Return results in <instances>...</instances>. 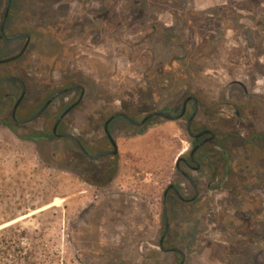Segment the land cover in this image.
<instances>
[{"label": "rangeland", "instance_id": "1", "mask_svg": "<svg viewBox=\"0 0 264 264\" xmlns=\"http://www.w3.org/2000/svg\"><path fill=\"white\" fill-rule=\"evenodd\" d=\"M5 3L0 0V15ZM8 28L32 36L24 56L0 63V79L19 77L27 88L19 121L71 84L83 85L85 96L65 122L69 133L86 125L88 115L99 114L104 102L110 113L143 117L152 110L175 116L188 95L199 100L196 129L219 135L212 145L219 176L212 185L227 172L222 189L207 193L222 201L216 209L221 214L210 217L207 207L204 217L182 213L173 224L184 236L197 223L204 234L195 238H212L186 251L191 264H240L233 240H216L215 233L237 218L225 202L232 188L239 187L246 199L239 203L240 213L264 207V185L255 177L242 184L247 173L241 175L243 164L254 163L250 171L264 177V0H13ZM24 41L0 40V60L16 55ZM22 91L16 79L0 83V117L12 120ZM79 93L55 100L43 118L18 127L20 133L51 132ZM186 121L158 118L135 137H128V130L119 140L120 170L105 187L71 170L70 140L34 143L0 124V230H24L34 264L171 263L177 256L158 247L160 198L176 160L190 147ZM249 193L262 197L247 201ZM249 227L263 233V224Z\"/></svg>", "mask_w": 264, "mask_h": 264}, {"label": "flooded vegetation", "instance_id": "2", "mask_svg": "<svg viewBox=\"0 0 264 264\" xmlns=\"http://www.w3.org/2000/svg\"><path fill=\"white\" fill-rule=\"evenodd\" d=\"M4 1L6 3L3 12L0 15V28L6 14L9 0ZM12 3L13 0H11L8 16L4 23V34H2L0 31V40H19L20 38H24L25 43L28 38L22 34H27L30 37L26 49L27 51L31 44L32 36L26 32H19L13 34L8 28V22L11 16ZM26 51L24 52V54L26 53ZM24 54L22 56H24ZM16 80L21 83L23 88L21 78ZM72 86H74L73 89L59 95L55 99L57 100L58 98H61L62 96H65L66 94L75 92L77 90L80 91L78 99L72 102L71 104L67 105V107L60 112L59 116L65 110L73 106L69 113L60 121L57 128V133L72 134L77 138V140L69 139L67 137H58L54 134L53 128L59 116L52 127L51 134L52 137L55 139L70 140L73 146V161L71 165V170L73 172L82 177H85L83 176V174H81L82 170L98 172L100 174L99 177L90 178V184L98 187L105 186L106 181L109 178V172L112 169H116L117 172L120 170L121 155L119 140L121 138H127L128 130V137H135L137 135H141L142 132L145 129L147 130L148 128H150L153 125V122L158 118L162 120H170L166 117V115L169 114H167L165 111L158 110L148 111L147 114L143 117L142 114H132L130 111H117L110 113L109 105L107 104V102H104V104L102 105V109H98V111L100 112L99 114L93 113L91 115H88L85 119L86 125H77L75 131L69 133L68 130L65 128V122L71 112L81 107L85 96V88L81 84H71L64 88ZM64 88H61L59 90H62ZM59 90H57L56 92H58ZM82 93V99L80 102H78ZM49 108L50 106L42 114H45L49 110ZM96 110L97 109H95L94 112ZM198 111L199 100L194 95H188L183 101L180 113L178 115L173 116L176 119L171 120L180 121L183 118L187 119L185 129L190 139V147L188 148V152L186 154H183V156H180L176 160L174 172L171 173V176L168 180V184L163 189L162 196L160 198L162 226L160 230V238L158 240V247L164 253H173L177 256V258L171 257L172 260L169 264H191L192 259L190 253H187L186 251L194 250L196 246H198V244L206 246L210 243L207 241L212 239L205 237L202 240H198L197 238H195L201 234H204V229L198 228L197 223H193V226L189 228L190 231L188 233H186L184 236H180V233L177 231L176 227L173 224V218L176 215L183 213L188 217L192 215L196 218H202L205 216V211L203 210L207 207L212 209V212H210L212 214H209L210 217H215L218 213L221 214V212H219L218 210L217 212L216 209L219 208V203H221L222 201H217V195L207 194L208 192H218L219 190H221L222 182H224L223 178L225 179V176H227V172L223 173L222 177L219 179V183L216 186L212 185L214 179H217V177L219 176L217 174L218 164L214 163L212 160L213 155H216V151L212 148V145L218 141L219 135L216 131L212 129H207L205 127H200L199 130L196 129L195 120L198 115ZM155 112H160L162 114H154L153 116L145 120V118L149 114ZM42 114L40 116H42ZM117 118H121L123 121L115 123L114 120ZM190 120L191 122L189 125ZM17 123L27 124L20 122ZM251 150L252 149L249 146L245 148V151L247 153H250ZM253 164L246 163L242 165V167L244 168L241 169V175L243 173H247V176H243L242 178V184H249L248 181L253 180L255 177V179H257V183H262V185H264V177L260 178L261 175L256 176L254 172L250 171L251 166ZM116 174L111 179L110 183L115 179ZM231 192L233 193L228 196V199L225 200V202H230L232 209H236L235 211L231 212V216H237V218L235 217V222H233L229 228L222 226L216 228L215 239L221 240L226 237L224 238L226 240L229 239L228 237H230L233 240L232 247H234V251H236V255L234 254V259L240 261L238 263L264 264V258H261V256L263 257L264 255V228L263 233L257 234L254 231H250L249 227L250 224L264 225V207L262 210L256 211L255 209H253L252 206L251 210L248 209L240 213V211L237 210L239 208V203L244 202L246 199L244 195L240 194L239 187L235 189L232 188ZM246 196L248 197L247 201L250 200L252 202H255L256 197H258L257 199H260L262 197L251 193L247 194ZM261 201L264 202V195L261 198ZM165 207L167 219L165 217ZM210 235L212 237L211 233ZM203 240L204 243L206 242L205 244L203 243ZM239 249H241L242 252L238 253L237 251Z\"/></svg>", "mask_w": 264, "mask_h": 264}, {"label": "trees", "instance_id": "3", "mask_svg": "<svg viewBox=\"0 0 264 264\" xmlns=\"http://www.w3.org/2000/svg\"><path fill=\"white\" fill-rule=\"evenodd\" d=\"M26 95H28L26 93ZM48 97V95H47ZM21 107V106H20ZM19 109V108H18ZM45 114H42L39 118H43ZM12 118V117H11ZM35 120V121H36ZM34 122V121H33ZM0 124L7 126L10 128L18 137L32 141L34 143L39 142L40 140H52L55 139L52 137L51 132L43 129H32L27 130L26 132L20 133L18 127L26 129V125H21L13 119L11 121L5 120L0 117ZM72 146V144H71ZM73 147V146H72ZM87 170H82L81 174L86 173ZM117 170L112 169L109 172L108 182L106 181V185H109L111 179L115 176ZM84 176V174H83ZM86 182L91 183L90 177H83ZM100 186V187H105ZM26 238V232L20 229H13V226H8L0 230V260L2 261H10L12 264H34V262L30 259L27 251L24 247V239Z\"/></svg>", "mask_w": 264, "mask_h": 264}, {"label": "water", "instance_id": "4", "mask_svg": "<svg viewBox=\"0 0 264 264\" xmlns=\"http://www.w3.org/2000/svg\"><path fill=\"white\" fill-rule=\"evenodd\" d=\"M10 3H11V0H9V2H8V6H7V10H6V14H5V17H4V19H3V21H2V24H1L0 31H1L2 34H4V23H5V21H6V19H7V16H8V11H9V8H10ZM22 35L26 36L28 39H27L26 42L24 43V45H23L21 51H20L16 56H14V57L0 60V63H6V62H9V61H12V60H16V59L20 58V57L24 54V52H25L26 49H27V46H28V43H29L30 37H29L27 34H22ZM10 79H19V78H18V77H15V76L5 77V78L0 79V83L6 82V81H8V80H10ZM22 84H23V91H22V94H21V96L16 100V102H15V104H14V106H13L12 112H11L12 119H13L14 121H16V122H20V123H28V122H30V121L35 120L36 118H38V117H39V116H40V115H41V114H42V113H43V112H44V111H45V110H46V109H47V108H48V107H49V106L55 101V99H56L59 95H61V94H63V93H66V92H68V91H70L71 89L74 88V86H72V87H68V88H64V89H62V90H59L58 92L54 93L50 98L47 99V101L45 102V104L40 108V110H39V111H38L33 117H31V118H29V119H26V120L18 121V120L16 119L17 110H18V108H19L21 102L23 101V99H24L26 93H27V88H26V85H25V83H24L23 81H22ZM83 93H84V92H83ZM83 93H82V95H81V97H80V99H79L78 102L81 101L82 96H83ZM72 107H73V106H72ZM72 107H70V108H68L67 110H65V111L59 116V118H58V120H57V122H56V124H55V126H54V128H53V132H54V134H55L56 136H58V137H67V138H69V139L77 140V138H76L75 136H73L72 134H59V133H57V128H58V125H59L60 121H61V120H62V119H63V118L69 113V111L72 109ZM154 114H162V113H160V112L151 113V114H149V115L145 118V120L148 119V118H150V117L153 116ZM166 117H167L168 119H170V120H175V119H176L175 117L170 116V115H166ZM190 122H191V120L189 121V125H190ZM85 152H86V151H85ZM164 210H165V217H166V219H167V215H166V207H165Z\"/></svg>", "mask_w": 264, "mask_h": 264}, {"label": "bare ground", "instance_id": "5", "mask_svg": "<svg viewBox=\"0 0 264 264\" xmlns=\"http://www.w3.org/2000/svg\"><path fill=\"white\" fill-rule=\"evenodd\" d=\"M55 202H57V201H55ZM60 203V202H59ZM23 218V217H22ZM14 222V221H13Z\"/></svg>", "mask_w": 264, "mask_h": 264}]
</instances>
